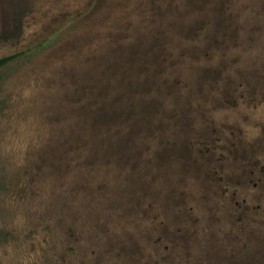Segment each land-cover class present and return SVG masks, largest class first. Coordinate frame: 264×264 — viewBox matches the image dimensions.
Segmentation results:
<instances>
[{"label": "rangeland", "instance_id": "obj_1", "mask_svg": "<svg viewBox=\"0 0 264 264\" xmlns=\"http://www.w3.org/2000/svg\"><path fill=\"white\" fill-rule=\"evenodd\" d=\"M3 32L0 264L105 259L101 225L146 249L152 219L175 264H264V0H0Z\"/></svg>", "mask_w": 264, "mask_h": 264}, {"label": "trees", "instance_id": "obj_2", "mask_svg": "<svg viewBox=\"0 0 264 264\" xmlns=\"http://www.w3.org/2000/svg\"><path fill=\"white\" fill-rule=\"evenodd\" d=\"M5 33V34H3ZM2 34H0V37H4L6 38V35H11L13 32L7 34L6 32H3ZM11 57V56H10ZM9 59V57H6L5 59L2 58L0 60V69L2 66H4V64L7 62V60ZM107 70L103 69L101 72V78H105L104 75L106 74ZM109 73H107L106 75H109ZM124 75L123 72H118L117 75V82L121 81L120 76ZM103 76V77H102ZM116 77V76H114ZM100 78V79H101ZM106 78L110 79L109 76H107ZM94 86V85H93ZM92 86V88H93ZM91 88V89H92ZM82 91V90H81ZM86 91V89H85ZM92 99L94 100H99V101H95L94 103L91 104V102L89 103L92 110H95L96 107L100 104V102H102L101 99V90L98 87L96 93L93 92L92 94ZM116 99L119 100V97H117ZM113 106V104H109L108 107L103 108L101 110L100 106L99 108H97L98 110H100L102 113L104 112L106 121L108 122V116L110 114L109 111H111V108ZM109 108V110H108ZM105 109V110H104ZM122 113V112H120ZM114 115V114H111ZM115 116L121 118L123 117L121 114L117 113L115 114ZM126 115L123 118H127ZM84 139V138H82ZM127 142H122L121 144H125ZM77 153L78 156L77 159L81 161V163H83L85 166H88V168H91L92 166L95 165L94 162V157H95V153H96V149L95 147H87L85 145H77ZM120 148V147H119ZM118 148V149H119ZM127 157V153H124ZM123 155V154H122ZM125 155H123L125 157ZM241 221V220H239ZM159 221L157 222V220L152 219L150 225L148 226V228L152 229L155 233L152 235H148L147 238L152 240V246L148 247V248H144L142 244H140V241L137 242L136 238H134L135 234L132 232L131 227L126 228V229H122V228H116L114 231H112L111 229H107L108 225H101L102 231L104 233V235H108L110 232L112 234H114L113 237H108L106 238L105 242H104V247H105V259H98V256L95 257L92 260H89L90 258H92L95 254H96V250L93 251L91 249V251L89 252V254L87 256H89L88 258H86V260H81L79 261L81 264H175L173 263L170 258L168 257V254L170 252V250L173 249L172 246H170V242L169 239L172 236V232L169 231V229L167 227H165V225H162L161 223L158 224ZM159 225H162L161 227H158ZM106 227V228H104ZM178 231L180 230H175L174 232H176V234H183V233H178ZM96 232H98L96 230ZM100 233V232H98ZM189 234V233H188ZM188 234H184V235H188ZM102 234L100 233V236ZM154 237H151L153 236ZM161 235V236H160ZM188 240V238H187ZM163 252L162 254H160V260L158 259L157 261L154 260V254L148 255L147 252ZM97 255H101V253L97 254ZM97 258V259H96Z\"/></svg>", "mask_w": 264, "mask_h": 264}, {"label": "flooded vegetation", "instance_id": "obj_3", "mask_svg": "<svg viewBox=\"0 0 264 264\" xmlns=\"http://www.w3.org/2000/svg\"><path fill=\"white\" fill-rule=\"evenodd\" d=\"M254 188H255V185L253 184Z\"/></svg>", "mask_w": 264, "mask_h": 264}]
</instances>
